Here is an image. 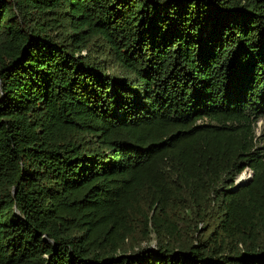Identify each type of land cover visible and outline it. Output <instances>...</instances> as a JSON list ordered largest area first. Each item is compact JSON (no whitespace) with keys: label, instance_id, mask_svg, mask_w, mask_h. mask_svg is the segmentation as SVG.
Listing matches in <instances>:
<instances>
[{"label":"trees","instance_id":"16d2710c","mask_svg":"<svg viewBox=\"0 0 264 264\" xmlns=\"http://www.w3.org/2000/svg\"><path fill=\"white\" fill-rule=\"evenodd\" d=\"M260 120L264 0H0V264H264Z\"/></svg>","mask_w":264,"mask_h":264},{"label":"rangeland","instance_id":"374dc122","mask_svg":"<svg viewBox=\"0 0 264 264\" xmlns=\"http://www.w3.org/2000/svg\"><path fill=\"white\" fill-rule=\"evenodd\" d=\"M257 134L260 135L263 138V140H264V121L263 120H260L259 123H258ZM242 174L245 175V180H242V181H249L250 178L253 175L252 171L249 170V169L244 171ZM238 179H239V177H237L236 182H237ZM149 248L151 250H155L156 251V243L153 242L152 245Z\"/></svg>","mask_w":264,"mask_h":264},{"label":"water","instance_id":"95a60500","mask_svg":"<svg viewBox=\"0 0 264 264\" xmlns=\"http://www.w3.org/2000/svg\"><path fill=\"white\" fill-rule=\"evenodd\" d=\"M252 178V177H251ZM250 178V179H251ZM249 181H240L239 179L237 180L235 186L233 187L234 189H238L240 186L247 184Z\"/></svg>","mask_w":264,"mask_h":264},{"label":"bare ground","instance_id":"6f19581e","mask_svg":"<svg viewBox=\"0 0 264 264\" xmlns=\"http://www.w3.org/2000/svg\"><path fill=\"white\" fill-rule=\"evenodd\" d=\"M239 180H240V181L245 180V175H243V174L240 175V176H239Z\"/></svg>","mask_w":264,"mask_h":264}]
</instances>
